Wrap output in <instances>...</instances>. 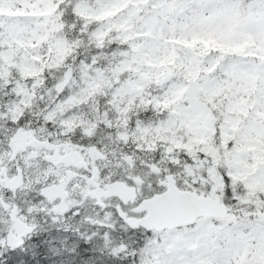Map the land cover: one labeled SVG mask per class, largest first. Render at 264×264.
Segmentation results:
<instances>
[{
  "label": "snow or ice",
  "instance_id": "6c2138e0",
  "mask_svg": "<svg viewBox=\"0 0 264 264\" xmlns=\"http://www.w3.org/2000/svg\"><path fill=\"white\" fill-rule=\"evenodd\" d=\"M220 2L0 0V264H264V52Z\"/></svg>",
  "mask_w": 264,
  "mask_h": 264
},
{
  "label": "rangeland",
  "instance_id": "374dc122",
  "mask_svg": "<svg viewBox=\"0 0 264 264\" xmlns=\"http://www.w3.org/2000/svg\"><path fill=\"white\" fill-rule=\"evenodd\" d=\"M198 10L196 6L194 12ZM216 16L220 23L211 28V37L225 45L264 52V12L259 7L254 8L248 0H221Z\"/></svg>",
  "mask_w": 264,
  "mask_h": 264
}]
</instances>
